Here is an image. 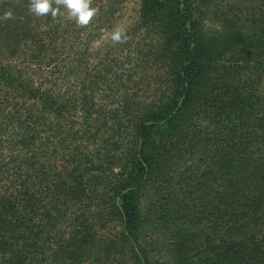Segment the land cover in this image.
<instances>
[{
  "label": "trees",
  "instance_id": "1",
  "mask_svg": "<svg viewBox=\"0 0 264 264\" xmlns=\"http://www.w3.org/2000/svg\"><path fill=\"white\" fill-rule=\"evenodd\" d=\"M123 2L0 0V264H264V0Z\"/></svg>",
  "mask_w": 264,
  "mask_h": 264
},
{
  "label": "clouds",
  "instance_id": "2",
  "mask_svg": "<svg viewBox=\"0 0 264 264\" xmlns=\"http://www.w3.org/2000/svg\"><path fill=\"white\" fill-rule=\"evenodd\" d=\"M53 3L56 7H53ZM90 5L91 0H30L29 11L36 16H44L50 13L56 17L60 14V9L63 8L67 11L70 19L80 26H86L96 14V10ZM12 18L11 11H6L2 17L4 20ZM103 38L111 39L114 43H123L127 39L119 27L107 33Z\"/></svg>",
  "mask_w": 264,
  "mask_h": 264
},
{
  "label": "rangeland",
  "instance_id": "3",
  "mask_svg": "<svg viewBox=\"0 0 264 264\" xmlns=\"http://www.w3.org/2000/svg\"><path fill=\"white\" fill-rule=\"evenodd\" d=\"M140 6V0H124L121 8V18L118 20L117 27L127 26L135 12Z\"/></svg>",
  "mask_w": 264,
  "mask_h": 264
}]
</instances>
